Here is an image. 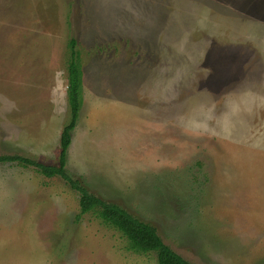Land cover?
<instances>
[{"label":"rangeland","instance_id":"1","mask_svg":"<svg viewBox=\"0 0 264 264\" xmlns=\"http://www.w3.org/2000/svg\"><path fill=\"white\" fill-rule=\"evenodd\" d=\"M66 170L197 264H264V0H0V154ZM60 176L0 163V264H158Z\"/></svg>","mask_w":264,"mask_h":264},{"label":"trees","instance_id":"2","mask_svg":"<svg viewBox=\"0 0 264 264\" xmlns=\"http://www.w3.org/2000/svg\"><path fill=\"white\" fill-rule=\"evenodd\" d=\"M76 40L68 41L67 87L66 95L70 102L69 118L60 132V150L58 160L54 164L41 162L33 157L21 154H0V163H10L22 167H31L44 176H60L78 193L79 213H94L102 222L117 229L126 238L128 247L135 252H154L158 264H197L183 258L168 244L164 243L156 228L142 221L122 206L102 199L90 192L79 179L71 176L66 170L67 149L71 144V132L77 124L79 111L82 107L83 71Z\"/></svg>","mask_w":264,"mask_h":264}]
</instances>
